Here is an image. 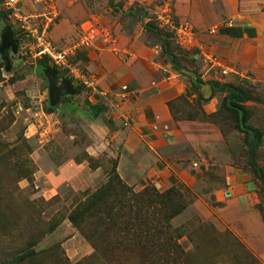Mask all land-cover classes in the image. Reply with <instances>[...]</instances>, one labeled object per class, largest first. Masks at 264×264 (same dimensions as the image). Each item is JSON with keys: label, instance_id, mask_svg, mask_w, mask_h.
Here are the masks:
<instances>
[{"label": "rangeland", "instance_id": "374dc122", "mask_svg": "<svg viewBox=\"0 0 264 264\" xmlns=\"http://www.w3.org/2000/svg\"><path fill=\"white\" fill-rule=\"evenodd\" d=\"M12 1L20 15L47 23L56 49L76 48L71 63L101 93L93 92L103 99L99 121L109 132L100 133L88 121L89 89L79 87L78 95L62 98L49 110L46 81L34 68L39 59L25 50L33 41L17 31L0 6V34L6 25L17 43L15 54L7 51V73L0 61V264H106L66 217L112 170L133 193L145 188L180 193L184 208L168 223L164 240H174L189 264H264V65L258 70L249 65L253 53L242 49L244 44L218 40L222 26L241 21L237 0H112L114 9L105 0ZM128 9L131 13L124 14ZM144 25L156 29L160 39ZM161 42L178 67L202 82L239 87L249 100L227 93L198 99L187 78L171 69ZM212 63L231 74L221 75ZM55 70L59 80L66 79L65 71ZM223 98L244 106L247 126L259 132L253 154L252 137L221 109ZM133 103L139 112L155 110L148 114L153 121H146L150 130H142V137L154 143L152 149L137 144L134 168L122 160L119 170L127 173L120 177L115 155L122 148L115 146L111 128L139 127L137 111L132 115L128 108ZM40 110L51 115L53 127L46 132L42 125L37 135ZM127 140L130 148L136 145ZM40 148L54 167L72 162L83 172L100 169L102 179L91 188L76 191L79 187L63 183L50 191L42 177L34 176V153ZM198 228L216 234L218 247ZM27 252L34 254L21 262Z\"/></svg>", "mask_w": 264, "mask_h": 264}, {"label": "trees", "instance_id": "16d2710c", "mask_svg": "<svg viewBox=\"0 0 264 264\" xmlns=\"http://www.w3.org/2000/svg\"><path fill=\"white\" fill-rule=\"evenodd\" d=\"M105 1L109 8L114 9L112 0ZM129 13H131L129 9L124 12V14ZM2 17L3 15L0 14V19ZM6 27L3 25V29ZM144 29L160 39L156 29L148 25H144ZM14 43L17 47L16 41ZM164 45L161 42L163 55L171 69L187 78L190 93L195 94L198 99L209 100L214 94L227 93L235 97L241 96L242 101L249 100L239 87L225 83L219 84L216 81L202 82L194 73L178 67L175 57L166 50ZM34 68L39 76H42L43 69L50 68L56 71L47 64L45 59H39ZM57 75L59 77V73ZM73 86L75 95H78L81 89L75 84ZM54 108L49 107V110ZM221 109L236 119L245 136L252 137L249 151L253 154L259 145L260 134L247 126L245 107L223 98ZM103 110L102 106L96 105L90 107L87 113L94 117L101 115ZM110 172L111 177L92 193L83 195L82 201L68 213L66 217L68 223L106 264H189L188 257L174 240L173 242L171 239L164 240L169 231L168 223L184 208L180 193L174 189L158 193L153 188H145L139 193H133L120 182L114 170ZM253 172L258 173L255 170ZM258 176H261V173ZM52 228L48 229V232ZM198 232L218 247L216 234L200 228ZM33 254L32 252L23 253L20 256L21 262ZM244 256L245 259L252 260L246 252Z\"/></svg>", "mask_w": 264, "mask_h": 264}, {"label": "crops", "instance_id": "0c3cea01", "mask_svg": "<svg viewBox=\"0 0 264 264\" xmlns=\"http://www.w3.org/2000/svg\"><path fill=\"white\" fill-rule=\"evenodd\" d=\"M264 0H237L236 2V17L238 19H241L239 23H226L224 26H222L219 29V44H225L230 43L234 47L235 45L244 44L242 49H245L246 47H249V49L252 50V55L249 57L248 61L254 69H259V66L261 64L264 65V57L261 55V53H264V9L263 5ZM233 50V54H234ZM224 53V52H223ZM225 54V53H224ZM263 57V62L261 63V58L259 56ZM91 83L93 82L92 79L89 77L87 78ZM74 87V86H73ZM97 88V86L95 85ZM98 91V90H97ZM87 92H90L87 90ZM91 93V92H90ZM98 95L101 93L95 92ZM66 97V96H65ZM71 97V96H68ZM96 94L93 92L89 96L88 102L92 105H87V110L90 107L93 106H102L100 104L103 99L101 97H97ZM64 98V97H63ZM91 99H93V102H91ZM62 102V98L57 103V106H59ZM163 103L158 104L155 107H162ZM104 108V107H103ZM130 110V114L134 115V111H137L135 108V103L131 104L130 107H128ZM104 113V110H103ZM103 113L101 115H103ZM152 113L155 114V110L148 109L144 112L137 111V123L136 125L139 127H132L130 130L123 129L121 132L119 129L113 126L112 129V135L114 139L115 146L118 147L121 146L122 149H120V154L115 155L117 157V165H116V173L123 177L126 175V171L120 172L119 166L121 165V161L128 159L130 168H134L133 160L134 153H136L139 149L135 146H139V144H145L147 148L152 149L154 140L151 141L150 139L146 140L144 137H142V130H150V128L146 127V121H150L152 117L150 118L148 114ZM163 115V112H161ZM39 116V119L37 120V123L33 126L35 128L36 134L38 135L39 132L43 129L42 125L44 127V130L47 132L49 128L53 125L51 124V115L45 114L41 110L37 113ZM88 121L92 124V126L95 129H98L100 133L106 134L108 133V127L105 125H101L102 122L99 121V116H91V114H88ZM155 116V115H154ZM154 118V117H153ZM153 121V119H152ZM50 126V127H49ZM51 127V128H52ZM35 139H37L35 137ZM123 139H126L123 140ZM127 139H133L136 142V145L132 146L133 148H130L131 144H129V140ZM40 146H44L46 143H38ZM98 148H104L103 142L97 143ZM96 145V146H97ZM144 148V147H143ZM91 150V148H88ZM145 151L144 149H142ZM111 153V151H110ZM35 157V166L37 168V171L35 172L34 176L39 178L42 177V180H44V183L48 185V190L55 188L54 186H57L58 184L67 183L70 184L71 187L75 189V187H79L76 191L82 190L84 188H88V186L94 187L95 184H97L102 179V171L100 169H95L93 171H90L86 169L84 172L80 170V168H83L81 165L73 164L72 162H65L64 164L56 163V166L54 167L50 159L44 153H41V148L34 153ZM88 155L92 157H96L93 154H90L87 152ZM160 160L161 158L157 155ZM134 158V159H133ZM158 160V163L161 165V162ZM155 159V158H154ZM70 163V166H69ZM59 164V165H58ZM163 164V163H162ZM58 165V166H57ZM155 165V164H154ZM137 166V165H135ZM82 172V173H81ZM159 173V172H158ZM84 186V187H82ZM51 191V190H50Z\"/></svg>", "mask_w": 264, "mask_h": 264}, {"label": "built area", "instance_id": "2783aa9c", "mask_svg": "<svg viewBox=\"0 0 264 264\" xmlns=\"http://www.w3.org/2000/svg\"><path fill=\"white\" fill-rule=\"evenodd\" d=\"M16 2L12 0H0L1 10L7 13V20L12 22L17 28V31L21 32L24 38H29L33 41V45L26 46L25 50L31 51L33 56L38 59H45L50 67L55 69H61L65 71L66 77L72 84L75 83L80 88L89 89L91 92H95L94 87L88 77L83 75L72 63V51L71 49H56L48 36V25L46 22L40 24L36 17L20 15L15 8ZM181 29V28H180ZM86 44L85 39L81 41V44ZM221 75L226 76L231 74V70L217 63H212ZM72 84V86H73ZM103 95V94H102Z\"/></svg>", "mask_w": 264, "mask_h": 264}, {"label": "water", "instance_id": "95a60500", "mask_svg": "<svg viewBox=\"0 0 264 264\" xmlns=\"http://www.w3.org/2000/svg\"><path fill=\"white\" fill-rule=\"evenodd\" d=\"M16 53V45L12 39V31L6 27L0 34V61L3 63V71H9V59L7 51ZM41 75L46 81L47 100L49 107L57 105L59 100L65 96L75 95V89L67 79H58L57 72L48 68L41 71Z\"/></svg>", "mask_w": 264, "mask_h": 264}]
</instances>
